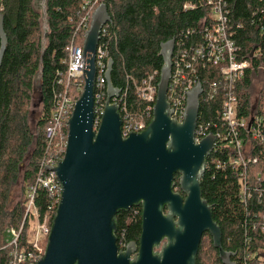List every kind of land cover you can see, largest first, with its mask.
Wrapping results in <instances>:
<instances>
[{"label":"trees","instance_id":"trees-1","mask_svg":"<svg viewBox=\"0 0 264 264\" xmlns=\"http://www.w3.org/2000/svg\"><path fill=\"white\" fill-rule=\"evenodd\" d=\"M83 0H45L46 27L42 30V14L34 0H0V14L7 36L6 49L0 64V245L3 231L15 226L24 217L25 191L34 182L37 161L43 154V129L50 123L53 107L52 90L59 73H65L66 46L74 41L82 46L84 39L77 27ZM228 26L232 38L240 48L239 59L249 62L244 76L238 81V115L246 118V131H241L243 155L257 161L247 167L250 180L264 176V141L250 137L248 124L255 117L264 118V0H225ZM111 17V29L117 35L111 82L122 90L128 84L127 101L131 111L142 105L134 94L132 84L157 70V81L163 65L160 45L171 39H184V46H194L198 40L200 21L208 17L206 0H100ZM185 3L195 5L183 9ZM71 20H67L68 17ZM193 32L191 33V31ZM189 31L190 35L187 34ZM262 74L263 83L253 101L252 79ZM208 81L219 80L217 69L200 70ZM126 75L133 81H126ZM39 76L41 109L37 115L35 132L29 126V105L33 97L35 78ZM203 81V80H202ZM83 84H81V88ZM74 98L81 92L70 90ZM221 94L211 100L200 97L198 124L209 126L212 133L222 129L219 118ZM236 153L219 139L207 157L200 179L201 195L211 205V215L222 233V247L232 254L236 264H264V182L250 201L238 199L239 171L228 164ZM21 177L22 197L8 208L12 187ZM178 175H175L176 189ZM42 211L45 196L38 194ZM119 249L129 242L138 243L141 233V207H131L115 215ZM250 259H245L244 255ZM0 264H4L0 260ZM196 264H222L218 251L212 246L209 234L202 235Z\"/></svg>","mask_w":264,"mask_h":264},{"label":"water","instance_id":"water-1","mask_svg":"<svg viewBox=\"0 0 264 264\" xmlns=\"http://www.w3.org/2000/svg\"><path fill=\"white\" fill-rule=\"evenodd\" d=\"M39 0H34L38 8ZM111 20L99 4L83 42L82 93L68 120L64 158L55 170L61 198L51 221L43 257L36 264H196L204 233L211 237L222 264H235L222 247V233L211 205L202 198L200 179L215 137L195 142L201 86L188 91L184 119H172L167 102L174 39L160 45L163 65L153 116L145 130L121 136L120 89L111 82L113 61L104 73L106 102L95 120V52L102 26ZM7 36L0 14V64ZM175 175H178L176 189ZM141 207L138 243L117 244L115 215Z\"/></svg>","mask_w":264,"mask_h":264},{"label":"built area","instance_id":"built-area-1","mask_svg":"<svg viewBox=\"0 0 264 264\" xmlns=\"http://www.w3.org/2000/svg\"><path fill=\"white\" fill-rule=\"evenodd\" d=\"M210 7L208 17L200 21L198 29L199 40L192 47H185L184 39L174 42L172 53L171 75L167 87V102L169 103L171 118L176 117L177 122L184 119L183 112L186 107L188 91L199 82L201 93L209 100L215 95L221 94V112L219 118L223 122L222 129L216 133L209 130V126L199 123L195 129V142L200 141L207 134L212 133L215 142L219 139L222 144L229 146L236 153V157L230 158L228 164L239 171L238 199L241 202L250 201L253 195L259 191V183L264 182V176L255 174L250 180L247 167L256 163V158L243 155V138L241 131H246V118L238 115V96L236 86L244 76L249 62L239 59L240 48L233 40V30L228 26V10L225 0H206ZM100 0H83L81 10L83 12L79 26L82 38L85 39L91 16ZM195 5L185 3L183 9H192ZM67 20H71L69 16ZM112 21L106 22L99 34V41L95 52V120L94 128L99 125L106 102V80L104 73L107 62L111 59V53L116 50L117 35L111 29ZM193 30L191 31V33ZM190 33V34H191ZM187 31V35H190ZM67 60L65 73H59L55 80V88L52 90L53 107L50 123L43 129L44 150L37 161V172L34 182L25 191L23 219L15 226H8L3 231V243L0 245V260L4 264H36L44 255L47 238L50 233L51 221L61 198V188L57 180L55 170H46L47 167H57L58 162L64 158L67 137L68 120L70 119L78 98L73 97L70 91L74 87L82 93L83 80V45L71 41L66 46ZM214 67L217 69L219 80L208 81L203 85L204 78L200 70ZM157 70L135 82L126 75V81H133V91L137 100L142 105L131 111L128 106L126 83L119 96L113 100L119 103V111L122 119L121 136L127 138L129 133H140L152 119L153 106L157 94ZM203 80V81H202ZM248 130L250 137L260 142L264 141V118L255 117L249 121ZM215 145V143H214ZM45 196L43 209L38 205V194ZM264 216V215H263ZM264 231V226H263ZM126 245V244H125ZM123 246V248L125 247ZM122 248V249H123ZM250 259V256L244 255ZM232 261V260H231ZM234 262V261H232ZM235 263V262H234ZM236 264V263H235Z\"/></svg>","mask_w":264,"mask_h":264},{"label":"rangeland","instance_id":"rangeland-1","mask_svg":"<svg viewBox=\"0 0 264 264\" xmlns=\"http://www.w3.org/2000/svg\"><path fill=\"white\" fill-rule=\"evenodd\" d=\"M44 4L45 0H39L37 6L42 14V30L46 27V20L44 15ZM37 8V7H36ZM263 83L262 74L260 73L256 78L252 79V92H253V101L256 98V95ZM33 97L29 105V116L28 122L31 130L35 132V123L37 115L41 109V101L39 96V76H37L34 80L33 85ZM22 184H21V177L19 178L18 182L12 187L10 193V202L8 204V208H12L22 197Z\"/></svg>","mask_w":264,"mask_h":264},{"label":"flooded vegetation","instance_id":"flooded-vegetation-1","mask_svg":"<svg viewBox=\"0 0 264 264\" xmlns=\"http://www.w3.org/2000/svg\"><path fill=\"white\" fill-rule=\"evenodd\" d=\"M208 234V233H207Z\"/></svg>","mask_w":264,"mask_h":264}]
</instances>
